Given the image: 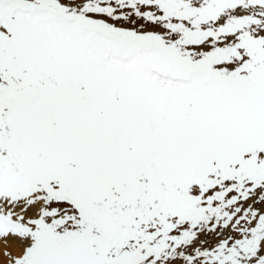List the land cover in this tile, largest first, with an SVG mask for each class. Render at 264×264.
<instances>
[{"label":"snow or ice","instance_id":"obj_1","mask_svg":"<svg viewBox=\"0 0 264 264\" xmlns=\"http://www.w3.org/2000/svg\"><path fill=\"white\" fill-rule=\"evenodd\" d=\"M0 264H264V0H0Z\"/></svg>","mask_w":264,"mask_h":264}]
</instances>
